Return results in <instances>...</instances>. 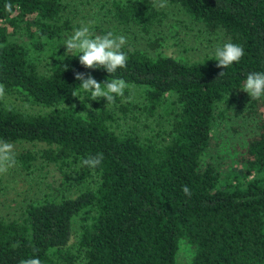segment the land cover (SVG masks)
I'll return each mask as SVG.
<instances>
[{
	"label": "trees",
	"instance_id": "16d2710c",
	"mask_svg": "<svg viewBox=\"0 0 264 264\" xmlns=\"http://www.w3.org/2000/svg\"><path fill=\"white\" fill-rule=\"evenodd\" d=\"M67 7L0 0V84L17 103L0 100V140L20 148L18 174L46 181L0 215V264H177L184 245L187 264H264V96L242 90L264 72V0H111L101 35L134 28L146 47L125 44L127 66L110 75L65 56L80 28ZM181 35L195 58L162 52ZM226 42L245 54L223 70L214 53ZM75 72L128 88L91 100ZM223 127L244 135L227 141ZM98 153L100 166H81Z\"/></svg>",
	"mask_w": 264,
	"mask_h": 264
},
{
	"label": "clouds",
	"instance_id": "9594fccd",
	"mask_svg": "<svg viewBox=\"0 0 264 264\" xmlns=\"http://www.w3.org/2000/svg\"><path fill=\"white\" fill-rule=\"evenodd\" d=\"M156 6L159 8L167 7V0H156ZM5 9L9 13L13 10L11 3L5 4ZM127 43V37L120 35L114 36L112 32L106 35H93L88 26H82L74 30L68 37L63 46L65 56H78L79 63L87 69L103 68L110 75L127 66L128 57L123 51V46ZM215 61L217 67L223 70L234 63L240 61L244 56L243 46L226 42L215 49ZM67 65H64V69ZM224 75V71L219 76ZM74 78L80 81V87L85 93L90 94L91 100L103 98L107 103L115 102L116 97H123L124 90L128 88L125 80L114 78L104 83L98 82L90 73L75 72ZM103 85V86H102ZM252 99H260L264 96V72H250L247 74L243 89ZM5 96V86L0 84V99ZM73 96H76L73 94ZM103 154L98 153L95 156L82 158L81 166H87L95 169L101 165ZM16 164V152L14 145L6 140H0V173L6 172L10 167ZM182 192L187 197H191L192 191L187 185L181 186ZM20 264H41L39 257L24 259Z\"/></svg>",
	"mask_w": 264,
	"mask_h": 264
},
{
	"label": "rangeland",
	"instance_id": "374dc122",
	"mask_svg": "<svg viewBox=\"0 0 264 264\" xmlns=\"http://www.w3.org/2000/svg\"><path fill=\"white\" fill-rule=\"evenodd\" d=\"M67 3L66 14L74 20V22L82 27L88 26L90 32L95 35H101L100 26L106 27L105 10L108 9V4L111 0H63ZM176 12V10H175ZM76 30V29H75ZM119 36L127 37V45L132 48L144 49L146 47V39L140 36L132 28L130 31L119 30ZM102 36V35H101ZM191 36L181 35L180 39L170 38L164 44L162 52L165 55L179 57V58H195L196 51L192 50ZM177 43L178 45H175ZM204 49L205 44H201ZM204 53V52H203ZM8 105L16 106V100L13 97L5 95L3 99ZM25 111H38V109L22 106ZM225 132L226 140L230 142L239 141L244 135V130L238 133L228 131L226 127L222 128ZM15 152H19V147H14ZM39 166V165H38ZM14 169H18L16 165L10 167L6 172L0 173V215L16 216L21 208L25 206L26 202L32 198L40 196L45 190L46 181L43 180L42 171H36L33 176H27L23 172L18 174ZM41 176V177H39ZM76 226V225H75ZM77 228V227H76ZM187 246H182L177 264H187L188 251Z\"/></svg>",
	"mask_w": 264,
	"mask_h": 264
}]
</instances>
